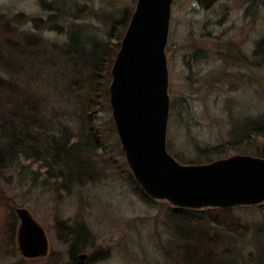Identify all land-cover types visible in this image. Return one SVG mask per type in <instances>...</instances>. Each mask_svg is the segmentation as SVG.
I'll return each instance as SVG.
<instances>
[{
    "label": "rangeland",
    "instance_id": "rangeland-1",
    "mask_svg": "<svg viewBox=\"0 0 264 264\" xmlns=\"http://www.w3.org/2000/svg\"><path fill=\"white\" fill-rule=\"evenodd\" d=\"M52 1L0 0V78L38 98L49 97L62 113L70 106L58 95L59 73L65 67L57 44L65 42L68 23L88 25L102 37L108 22L104 13L113 18L127 10L132 13L136 0H70L76 4L73 8H81L73 19L52 18L48 6ZM263 34L264 0H215L208 6L173 0L165 48L168 95L170 104L181 99L187 106L184 114L169 110L166 144H171L175 154L191 159L196 153L194 141L201 146L223 143L229 139L231 119L243 121L264 113V66L256 65L254 56L256 41ZM38 52H43L44 63L51 58L55 64L50 70L53 78L46 81L45 64L41 66L34 57ZM3 99L0 94L2 111ZM99 117L103 122L112 121L111 109L100 112ZM109 137L106 151L125 162L116 130ZM31 169L0 170V264L69 263V243L60 237L55 220L82 223L88 239L79 253L91 258L83 264H179L174 254L181 247H176L167 225L170 203L145 201L118 171L95 184L57 195L34 183ZM16 207L28 209L45 228L49 240L45 256L25 258L19 252ZM235 207L234 214L248 223L258 222L264 215V206ZM245 243L238 244L242 252L255 251L253 244L244 247Z\"/></svg>",
    "mask_w": 264,
    "mask_h": 264
},
{
    "label": "trees",
    "instance_id": "trees-1",
    "mask_svg": "<svg viewBox=\"0 0 264 264\" xmlns=\"http://www.w3.org/2000/svg\"><path fill=\"white\" fill-rule=\"evenodd\" d=\"M193 1L199 6H208L215 0ZM48 6H51L52 18L56 19L60 15L77 18L81 12V8H73L76 4L70 0H53ZM130 16L128 10L119 18L104 13L102 17L108 22L102 37L91 32L88 25L68 23L65 42L57 44L65 67L59 73L58 95L70 106L62 113L54 108L49 97L38 98L0 78V94H4V110L0 109V170L31 167L33 182L57 195L60 191L70 192L75 187L95 184L108 177L111 171H118L128 184L133 183L134 193L155 203V199L141 190L127 164L106 151L109 135L115 132V127L111 120L103 122L99 117L100 112L110 110V69ZM18 47L21 51L20 45ZM41 54L43 52H38L34 57L41 66L45 64L46 81L53 78L50 70L55 64L51 58L44 63ZM254 56L255 64L264 66V34L256 41ZM186 108L181 99L172 100L170 104V109L177 110L178 114H184ZM231 125L229 139L223 143L201 146L194 141L196 153L191 159L175 154L169 143L167 149L184 164L208 163L236 153L264 158V113L243 121L231 119ZM263 206L264 203L237 208L260 209ZM55 222L60 237L62 235L69 243L67 264H75L77 254L86 247L85 228L82 223ZM167 225L177 242L176 247H181L174 254L179 264H264V215L260 221L248 223L234 214L233 208L172 206L167 210ZM241 241L253 244L255 251L242 252L238 245ZM90 261L87 257L86 262Z\"/></svg>",
    "mask_w": 264,
    "mask_h": 264
},
{
    "label": "water",
    "instance_id": "water-1",
    "mask_svg": "<svg viewBox=\"0 0 264 264\" xmlns=\"http://www.w3.org/2000/svg\"><path fill=\"white\" fill-rule=\"evenodd\" d=\"M173 0H136L114 57L109 83L112 121L134 180L150 198L185 209H231L264 203V158L232 154L184 164L167 150L170 110L165 48ZM17 247L25 258L45 256V228L16 207ZM86 253L77 255L83 264Z\"/></svg>",
    "mask_w": 264,
    "mask_h": 264
}]
</instances>
